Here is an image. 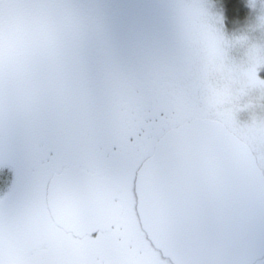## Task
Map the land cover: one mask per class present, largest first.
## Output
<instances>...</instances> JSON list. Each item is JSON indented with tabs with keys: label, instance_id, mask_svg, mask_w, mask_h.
Returning a JSON list of instances; mask_svg holds the SVG:
<instances>
[{
	"label": "snow or ice",
	"instance_id": "snow-or-ice-1",
	"mask_svg": "<svg viewBox=\"0 0 264 264\" xmlns=\"http://www.w3.org/2000/svg\"><path fill=\"white\" fill-rule=\"evenodd\" d=\"M0 264H264V0H0Z\"/></svg>",
	"mask_w": 264,
	"mask_h": 264
},
{
	"label": "rangeland",
	"instance_id": "rangeland-1",
	"mask_svg": "<svg viewBox=\"0 0 264 264\" xmlns=\"http://www.w3.org/2000/svg\"><path fill=\"white\" fill-rule=\"evenodd\" d=\"M239 27H242V25H239Z\"/></svg>",
	"mask_w": 264,
	"mask_h": 264
}]
</instances>
